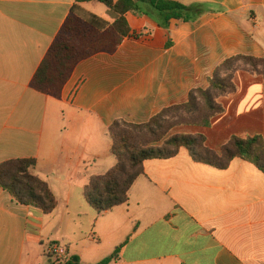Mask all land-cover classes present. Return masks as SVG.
<instances>
[{
  "label": "crops",
  "instance_id": "obj_1",
  "mask_svg": "<svg viewBox=\"0 0 264 264\" xmlns=\"http://www.w3.org/2000/svg\"><path fill=\"white\" fill-rule=\"evenodd\" d=\"M172 1L204 14L164 28L127 13L135 37L115 53L82 60L58 100L31 82L72 9L106 27L118 14L97 1L0 0V164L35 159L57 200L71 202L90 177L116 165L114 122L149 123L187 104L196 88H208L226 59L264 57V0ZM235 83L236 93L218 99L224 111L209 127L179 125L169 135H204L217 152L234 136L264 139L263 76L239 71ZM144 170L127 204L104 214L90 207V244L97 247L88 263L116 254L111 264H264V173L252 161L237 158L219 170L181 149L173 158L147 161ZM57 211L19 204L0 187V264H43L53 242L67 245V263L78 256L70 250L79 242V214L67 206L58 220Z\"/></svg>",
  "mask_w": 264,
  "mask_h": 264
},
{
  "label": "trees",
  "instance_id": "obj_2",
  "mask_svg": "<svg viewBox=\"0 0 264 264\" xmlns=\"http://www.w3.org/2000/svg\"><path fill=\"white\" fill-rule=\"evenodd\" d=\"M97 1L118 14L117 20L104 26L98 17L85 20L73 8L57 35L31 86L34 90L60 100L76 66L95 54L115 53L127 37H135L126 18L129 12L147 15L161 27L172 20L196 22L204 12L200 7L186 6L172 0H78L79 3ZM246 71L264 78V57L237 55L226 59L208 78V88H196L187 104L162 111L146 124L116 121L109 129L112 139L111 154L116 165L103 175L92 176L84 188L86 202L98 214L113 211L127 204L134 183L145 175L144 165L149 160L175 157L181 149L190 152L197 163L223 170L234 159L252 161L264 173V139L261 136L242 139L232 137L220 151L207 147L204 135L176 134L161 145L168 133L179 125L209 127L214 117L223 113L220 97L237 92L235 76ZM175 113L176 123L165 127L168 114ZM35 159H12L0 164V187L19 203L51 214L58 208V200L49 185L36 173ZM116 254L100 264H111Z\"/></svg>",
  "mask_w": 264,
  "mask_h": 264
},
{
  "label": "rangeland",
  "instance_id": "obj_3",
  "mask_svg": "<svg viewBox=\"0 0 264 264\" xmlns=\"http://www.w3.org/2000/svg\"><path fill=\"white\" fill-rule=\"evenodd\" d=\"M95 5H100L99 2L94 3ZM162 125H164L165 127H168L174 123H176L177 118H176V114L175 113H171L168 114L167 117L164 119H162ZM172 131V130H171ZM171 131L168 133V135L166 136V138L161 142V145L164 143L165 140H167L169 137H171L172 135H169L171 133ZM81 190H79L78 195L76 196L77 199H73L71 202L69 201L67 203V201L65 200V196L60 197V199H58V211H57V219L60 220L62 217H64L66 214V207L70 206L71 209H73V212H78V217H76V223L78 224L77 226V230H78V240L79 242L77 243V245H73V249L74 250H70V257L73 256L74 254H79L78 256L75 257H71V260L67 261V258H58L56 256H51L48 254V249H49V245L46 251V254L44 255V263L43 264H90L88 263L85 259H93L92 254L95 252V245H91L90 241L92 240V231L95 225V214L92 210V208H90V205L86 202L85 198H84V192L81 194ZM77 215V214H76ZM52 226V225H51ZM54 228H57L55 226H52ZM62 227H59V223H58V229L60 230ZM60 232V231H59ZM58 232V233H59ZM94 243L97 244L96 241H94ZM52 244H57L60 245L61 247L66 248V251L68 252V247L67 245H64V243H58V242H53ZM70 248H72L71 246H69ZM75 252V253H74ZM78 252V253H77ZM69 256V253H68ZM77 258L79 259L78 262L74 263L73 261Z\"/></svg>",
  "mask_w": 264,
  "mask_h": 264
},
{
  "label": "built area",
  "instance_id": "obj_4",
  "mask_svg": "<svg viewBox=\"0 0 264 264\" xmlns=\"http://www.w3.org/2000/svg\"><path fill=\"white\" fill-rule=\"evenodd\" d=\"M48 254L64 259L67 256V251L66 248L61 247L60 245L51 244L48 249Z\"/></svg>",
  "mask_w": 264,
  "mask_h": 264
}]
</instances>
